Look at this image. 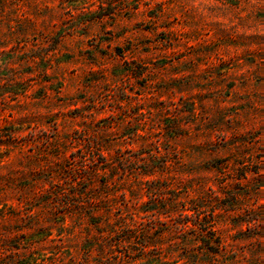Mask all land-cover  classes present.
Here are the masks:
<instances>
[{
	"label": "rangeland",
	"instance_id": "obj_1",
	"mask_svg": "<svg viewBox=\"0 0 264 264\" xmlns=\"http://www.w3.org/2000/svg\"><path fill=\"white\" fill-rule=\"evenodd\" d=\"M256 215L264 0H0V264H264Z\"/></svg>",
	"mask_w": 264,
	"mask_h": 264
},
{
	"label": "trees",
	"instance_id": "obj_2",
	"mask_svg": "<svg viewBox=\"0 0 264 264\" xmlns=\"http://www.w3.org/2000/svg\"><path fill=\"white\" fill-rule=\"evenodd\" d=\"M183 131V128H181V127H179V126H177L174 130H173V132L176 134V136H179V135H181L180 133ZM157 153H159V151L157 152ZM154 158H157V155L156 154H154V155H152ZM105 165H102V166H107V163H104ZM160 167L158 168V169H151L150 168V165H149V167L148 168H146V170H145V172L143 173V175L144 176H146V177H151V176H155V174L157 173V172H165L167 169H168V167H169V165H168V162H167V160H164V162L162 161V163L159 165ZM95 167H97V168H95V170L93 171L95 174H98V173H100L101 171H104L106 168L105 167H102V168H100V166H98V164H96V166ZM84 168V167H83ZM147 182H150V180H148ZM159 183V182H158ZM148 184V183H147ZM151 184H153V182H151ZM104 186L105 187H107L108 186V184H107V181H105L104 182ZM162 191H163V189H162V186H158L157 188H154L153 190H152V192H150L151 193V196H150V199L151 200H153V198H154V200H155V197L157 198L158 197V195L157 194H161L162 193ZM104 194H107L108 192L107 191H104L103 192ZM103 193H101L100 194V196H102V194ZM83 195H87V194H83ZM82 195V196H83ZM154 195V196H153ZM185 201V200H188V201H186V203H191V209H190V211L191 212H194V214H196L195 212L196 211H198V210H203V208L205 207V206H203V205H200V203L198 204L197 202H198V199H195V198H193V199H188V197H182V198H179V199H176V201L175 202H173V205H172V207L173 208H176V207H182V208H184L185 206H183V205H180L181 204V202L182 201ZM90 201H91V203L93 204V205H95V207H97V205L100 203V202H103L102 200H100V197L98 196V194L97 195H93V197H91L90 198ZM233 201H234V199H233ZM184 204H185V202H184ZM203 204V203H202ZM94 213H92V216H91V220L92 221H94V223L93 224H98V226H99V224H100V221H96V218H98L97 216H99L100 218H106V221L104 222V226H106V227H110V233L111 234H114V233H116V231H117V228H119V229H121L122 231H129V233H128V235L126 236V238L124 239V241L123 242H130V240H132L133 238H137V224H138V221L135 219V218H131L130 219V221L129 222H127L126 220V218L123 216V215H120L119 217H118V219L116 220V221H109V213H105L106 215L104 216V215H96V214H98L97 212H99V209H96L95 211H93ZM182 213L180 214V216H184V210L183 211H181ZM253 212V211H252ZM253 213H255V212H253ZM189 216H191V215H189ZM214 217H215V215H213ZM185 218L187 219V218H189L188 217V215H185ZM188 221L187 222H185L183 225H182V227H181V229H180V231H186L187 230V228H190V226H189V222H190V220L189 219H187ZM120 224V225H119ZM194 224V226L195 227H198V224H196V223H193ZM247 224L249 225V228L251 229V228H253L254 227V229H257V228H261V229H264V215L263 216H260V215H256V217H254L251 221H248L247 222ZM210 227H209V233L211 234V235H214V232H215V230L213 229L214 227H213V225H209ZM203 232H208V227H204L203 229ZM264 231V230H263ZM103 233V232H102ZM208 234V233H207ZM262 238L264 237V233H263V235H260ZM209 241L206 239V235H204V238H203V242H210V243H212V242H214L213 240V237H209ZM219 241H215V242H217L218 244H221V242H220V239H218ZM145 249L146 248H149V243H148V245H145V244H143L142 245ZM144 250V249H143Z\"/></svg>",
	"mask_w": 264,
	"mask_h": 264
}]
</instances>
